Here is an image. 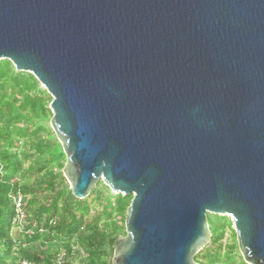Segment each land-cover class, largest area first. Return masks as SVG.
Segmentation results:
<instances>
[{"label": "water", "instance_id": "obj_1", "mask_svg": "<svg viewBox=\"0 0 264 264\" xmlns=\"http://www.w3.org/2000/svg\"><path fill=\"white\" fill-rule=\"evenodd\" d=\"M53 96L73 195H133L112 264H200L208 213L264 264V0H0V61Z\"/></svg>", "mask_w": 264, "mask_h": 264}, {"label": "trees", "instance_id": "obj_2", "mask_svg": "<svg viewBox=\"0 0 264 264\" xmlns=\"http://www.w3.org/2000/svg\"><path fill=\"white\" fill-rule=\"evenodd\" d=\"M52 99L32 72L0 61V264H112L133 195L115 193L103 181L86 198L73 195L63 147L43 123ZM18 192L27 213L21 227L14 223ZM207 215L212 239L196 261L248 264L237 240L228 249L221 242L231 218ZM214 217L224 219L223 227Z\"/></svg>", "mask_w": 264, "mask_h": 264}, {"label": "rangeland", "instance_id": "obj_3", "mask_svg": "<svg viewBox=\"0 0 264 264\" xmlns=\"http://www.w3.org/2000/svg\"><path fill=\"white\" fill-rule=\"evenodd\" d=\"M41 86L44 87L42 84H41ZM49 108H50V104H49ZM48 115H49V118L47 120H44L43 123L46 124L47 126L51 127V118L53 116V112H52L51 108H50V112L48 113ZM42 134L45 135V132H42ZM100 182H98L97 184H99ZM229 217L232 220V217L231 216H229ZM214 218H215L216 222L219 224V226L223 227L224 219L219 218V217H214ZM233 228H234V225H233V221H232V227L228 226L226 228L225 234L223 235V237L221 239V242L223 243V245L225 246L226 249H228L231 245H233L235 240H237V234H236L235 229L233 230Z\"/></svg>", "mask_w": 264, "mask_h": 264}, {"label": "built area", "instance_id": "obj_4", "mask_svg": "<svg viewBox=\"0 0 264 264\" xmlns=\"http://www.w3.org/2000/svg\"><path fill=\"white\" fill-rule=\"evenodd\" d=\"M13 200L15 204V216L14 223L16 226H23V223L27 217L25 204H24V196L22 193L18 192L13 195Z\"/></svg>", "mask_w": 264, "mask_h": 264}]
</instances>
